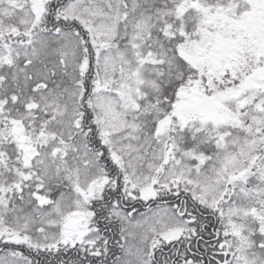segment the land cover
Here are the masks:
<instances>
[{
    "label": "snow or ice",
    "instance_id": "obj_1",
    "mask_svg": "<svg viewBox=\"0 0 264 264\" xmlns=\"http://www.w3.org/2000/svg\"><path fill=\"white\" fill-rule=\"evenodd\" d=\"M0 264H264V0H0Z\"/></svg>",
    "mask_w": 264,
    "mask_h": 264
}]
</instances>
